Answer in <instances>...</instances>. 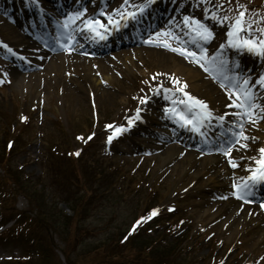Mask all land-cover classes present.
<instances>
[{"label": "rangeland", "instance_id": "1", "mask_svg": "<svg viewBox=\"0 0 264 264\" xmlns=\"http://www.w3.org/2000/svg\"><path fill=\"white\" fill-rule=\"evenodd\" d=\"M37 1L55 2L60 7V11L53 8L51 18H47L52 25H48L51 36H47L45 45L53 51L56 50L58 38L53 39L52 36L55 31L62 35L59 27L65 29L62 25L65 17L71 13L87 8L85 17L76 23L79 28H83L82 20L87 17L105 22V14L114 16V10L124 11L121 9L124 0ZM138 1L129 0V4L125 6L127 11H131V6ZM24 2L30 1L19 0L23 11L17 13L15 10L6 9L5 0H0V42H3L0 44V177L5 176L7 171L12 177L11 172L23 169L25 175L42 184L37 188L43 192H33L34 187L29 184L30 195H18L16 205L18 210L29 211L35 218L34 235L38 236L40 231V235L45 236L43 243L49 246L51 258L43 264H116L124 261L131 262L129 264H153L147 258L156 260L169 254H174V259L179 264H264V242L254 236L249 223L243 222L231 235L229 226H219L216 219L207 221L204 216L197 219V213L203 206L215 201L217 190L204 178L195 175L194 170H189L183 163L178 165V161H191L194 156L189 155L192 147L180 141L178 136H173L176 126L173 123H164L170 118L165 109L171 105L170 100L164 99V89H172L173 92L167 94L174 99H182V93L175 92L177 85L161 66L169 56L177 57L185 63H191V60L164 47L162 43L147 42L150 37L152 40H168L172 47H187L199 53L200 47L197 44L193 48L186 41V38L192 40L194 34L183 25V17L193 16L207 24L214 37L208 42L198 41V44L207 48L209 58L226 60L227 65L223 74H220L211 70V64H205L210 71L200 69L204 76L200 86L193 90L187 85L185 91L205 101L209 109H216L217 116H224L223 109L228 108L231 101L225 88L220 86L224 82L230 87L227 81H223V75L232 78L238 74V84L241 86L244 78H250V87L260 75H264V56H260L258 62L250 68L240 67L244 62V53L227 45V32L235 22L237 14L245 11V31L241 32V37L264 39V9H244L238 0H155L156 3H151L144 13L146 18L151 17L149 23H146L149 28L137 42L128 44L122 41L107 45L98 57L94 56L99 59L104 69L99 73L97 67L88 69L90 64L87 59L92 56L90 53L78 50L74 52L72 48L64 46H61L59 54L76 61L73 64H67L61 69L49 70L45 66L29 68L34 60L21 51V44H17L16 37L27 36L38 46H42V41L36 37L31 38L24 31L30 19L24 16L27 13L26 6L30 3ZM205 9H208L207 13ZM213 11L219 18L227 16L228 19L224 23H220L219 19L213 20ZM13 21L20 25L22 22V28ZM37 22L33 24L36 28L31 26V29L41 37L43 29L40 22ZM141 27L139 24L130 29L139 30ZM249 28L251 31H248ZM165 31H171L180 40L173 36H164ZM157 32L161 33L160 37L155 35ZM129 36L122 37L126 40ZM3 44H7L12 51L9 52ZM220 44H225V48L220 49ZM61 45L64 44L61 42ZM95 47L101 48L97 45ZM75 54L79 60L73 59ZM124 55L129 60H125ZM238 67L241 70L236 72ZM16 71L22 74H39L40 81L32 80L29 85L26 81L28 88L19 90L16 87ZM105 77H108L107 81H103ZM96 79L103 81V84L96 85ZM252 91L256 96L264 94V87L256 85L252 87ZM145 96L149 97L148 101H154L141 104L140 98ZM147 107H151L152 112L158 114L160 124L149 126L142 118L143 121L136 120L129 128L128 119L135 117L136 109H142L141 116L147 111ZM179 107L182 109L183 105ZM238 111L242 110L235 109L227 120L221 122L222 131L228 134L222 135L223 143L229 140V133L234 135L241 131L240 117L234 115ZM252 119L255 125L258 118ZM91 121L94 122V128L89 136L88 127ZM251 123L246 129L249 132L255 129ZM109 125L112 127L109 128ZM121 126L127 130L114 136L109 142L108 137L113 135L115 128ZM212 132L216 133L217 129ZM6 140L13 141L12 151L9 153L2 151ZM219 141L216 143L222 145ZM81 146L83 150L79 163L62 155L68 148L78 153ZM168 149H175L179 153L173 161L164 162L163 155ZM197 151V162H208L215 153H220L216 148L212 151ZM90 169L95 173L101 170L104 177L114 175L116 179L113 178L112 184L110 181L96 191L99 182L96 177L87 175L92 173ZM48 174H54L55 180ZM79 175L84 177V185L79 183ZM10 177L6 176L5 179L9 180ZM61 185L63 189L79 196H95L88 212H84L85 219L80 218L81 227H87L88 233L78 240L80 233L75 232L72 222H66L64 233V221L57 218L62 212L66 219L73 215L71 203L61 202L63 199L58 194ZM14 188L17 189L15 185ZM36 193L43 198H38ZM95 199L98 200L94 203ZM244 201L248 202L247 199ZM37 202H43L42 205L47 210V216L44 213L41 224L36 217V210H41ZM263 204L264 199L256 204L260 206L261 212L264 211ZM151 207L160 214L150 223V231H145L139 240L136 237L129 239L126 246L118 249L116 243L120 236L126 230L128 232L137 215ZM171 208L173 212L169 214ZM167 227H170V232L178 229L181 233L179 239L174 241V235L167 232ZM181 237L185 238L181 240ZM158 240L162 245L172 244L149 251L148 245ZM172 246L176 247L175 250ZM5 249H12L11 255L14 258H20L28 252L27 247L15 239L0 246L3 255H6ZM149 253L158 255L155 257ZM28 254L33 257L31 260L38 259L32 250Z\"/></svg>", "mask_w": 264, "mask_h": 264}, {"label": "bare ground", "instance_id": "2", "mask_svg": "<svg viewBox=\"0 0 264 264\" xmlns=\"http://www.w3.org/2000/svg\"><path fill=\"white\" fill-rule=\"evenodd\" d=\"M144 1L145 0H139L134 5H137V6L142 5L144 4ZM48 4H49L48 6H46V2H43V4H39V3L37 4V7L40 10V14L43 17H45L44 18L45 22H46L45 19L47 18V14H49V12H47V9L51 6L50 3ZM134 10L135 9L133 8L132 11ZM114 17L116 19H120L119 17H116V15H114ZM138 18H141V17L139 16ZM138 18L135 20L134 24L136 23ZM35 21L37 20L35 19ZM35 21L32 20V22H35ZM105 23H107V21H105ZM51 24L52 23L50 22V24L48 25H51ZM132 24L129 23L128 26H131ZM76 26H77L76 23L70 24L69 28L65 29V32L69 33V35L74 37V39L72 40L68 39L67 41V45L71 47L72 49H74V52L77 51L75 49L79 47L78 45L79 43H85L86 46H91L90 45L92 44L91 42L94 41V39L91 38L89 33L85 32L83 28H82L83 30H80L79 28H75ZM121 26L122 27L126 26L125 20L121 21ZM17 38H18L17 44H21L22 50L30 56L31 60L35 61L34 62L35 64L32 65L33 67L32 69L38 68L40 66L49 67V70L55 69V68L61 69V68H64V66H66L67 64L70 65L76 62V61H71L69 57L63 54L52 53L49 51L42 52V50L37 48L36 45H32L31 42L27 38H24V37L21 38L19 36H17L16 39ZM44 38H46V36ZM63 38H64L63 35H59V40L63 41ZM186 41L190 44L189 46H193V48H195V44L192 42V40H189V38H186ZM93 50L94 49H92V51L89 52L92 56H89L90 59H87V63L89 62L90 64L88 69L97 67L98 68L97 70L99 71V73H101V70L103 69V67L100 65L99 59L96 58L101 54L100 50L99 51H97L98 49L94 51ZM73 59L79 60L80 58L75 54L73 56ZM124 59L129 60V57L124 55ZM255 59H257L255 55H249L247 60L243 58L245 63H248V65L253 64L252 62ZM161 66L164 72L169 75V78H171L172 80H173V77L178 78L181 82L186 83L189 86V88L193 90L200 86V82L204 78L203 74L200 72V65L195 64L192 61L191 63H185L184 61H181L177 57L169 56V59H166L165 61H163ZM15 73H16V87L19 90H22V89L24 90V88L26 87L28 88V85L30 84L32 80L40 81V77H41L39 74H33V73H28V74L23 73L22 74V73H19L18 71ZM107 80H108V77L103 78V81H107ZM26 81H28L27 82L28 85ZM103 81H99L96 79V85L103 84ZM153 101L154 100H151L148 102L152 103ZM257 102L261 103L260 100H257ZM231 109L234 110L236 108L228 106V108L223 109V111L225 112L224 117L226 120L228 119V116H229L228 114L231 113ZM146 110L147 111H145L141 115V117L145 119L144 122L148 124L149 126L160 124L158 114L152 112L151 107H147ZM212 111H213V119L208 124H206L204 128L205 136L199 135V138L206 139V141H208L207 143L209 147H214L212 145L213 143L212 141L214 139H217L221 133V132H218V134L216 135L210 134L209 132L210 128L211 129L212 128L213 129L222 128L220 125L221 122H219L216 119L218 111L216 109ZM253 116L259 117V120H257L258 123H256L255 125L254 123L253 124L251 123V125L254 126L256 130L253 129V130H250V132L246 130L249 124L245 122H247L248 119H242V122L245 123L244 134L250 139L246 141L241 140V144L247 143L249 147L240 149L241 147L237 145L236 148L232 149L231 151V157L239 165L238 167L233 168L231 164L229 163V158L225 156L223 152L219 154L215 153L208 162H203V161L197 162L195 158L197 157V155H199V152L197 151V149H199L200 146H203V145L199 143V140L197 141L198 143L194 142L193 141L194 136H190V138H186L184 141L187 146L194 147V149L190 150V153H189V155L194 156L192 158L193 160L191 161L186 160L184 162L183 160H181L180 162L178 161V165L183 163L185 167L189 168V170H194L195 175L204 178L207 182H209L217 190L215 193L216 194L215 201H213L209 205L203 206V208L197 213V219H200L202 216H204L205 220L207 221H211V219L212 220L216 219L219 222V226H223L224 228L229 226V228L231 229V232H230L231 235L237 231V228L240 225H242L243 222H245L246 224L249 223L252 226L251 230H252V233H254V236L258 238V240L264 242V213L261 212L260 206L256 205L257 200H252V197H251L252 201L247 203L244 200L236 198L233 195L234 193L233 190L231 189V187L234 184H240L242 179H244L250 174V170L256 167L255 161L253 159H249V157H259L260 155L259 148L264 147V119L260 118L261 116H264V113H260V111L258 110L257 112H255ZM167 120L168 122L165 121L164 122L165 124L173 123L174 127L177 125L175 120H173L172 118L171 119L168 118ZM140 121H143V120L140 119ZM176 128H177V131L182 130V133H184L183 131L184 129L180 125H177ZM176 134L177 133H174V137L177 136ZM234 138H235L234 139L235 141L239 137L235 135ZM158 147L162 148L161 145H159ZM223 147H228V145H225V146L223 145ZM211 150H213V148H211ZM178 153L179 152L176 151L175 149H168L166 152H164V155H163L164 162L173 161ZM187 159H191V158L187 157ZM257 186L258 185L256 184L252 185L251 190L256 189ZM253 194L255 193L252 192L251 195H246L245 198H250V196H253ZM263 195L264 194H262V196ZM2 262H3V259H0V263ZM245 264H249V263H245Z\"/></svg>", "mask_w": 264, "mask_h": 264}, {"label": "snow or ice", "instance_id": "3", "mask_svg": "<svg viewBox=\"0 0 264 264\" xmlns=\"http://www.w3.org/2000/svg\"><path fill=\"white\" fill-rule=\"evenodd\" d=\"M151 3H154V0H146V2L142 5H132L131 7L134 8L135 11H127L125 6L129 4V0H124V3L121 5V9H124V11H121L120 9L114 10L116 17H119L120 19H116L111 14H105L107 15V23H105L98 18L93 19L91 17H87L82 20L83 29H86L87 32L91 34L92 39L98 38L99 40H106L113 29H119L121 27V20H136L138 18L137 13L142 16L145 13L146 8H148ZM86 12L87 8L83 9L82 11H75L66 16L62 27L69 28L70 24H75L77 21H81V18L85 17ZM205 12L207 13L208 9H205ZM245 14V11H240L237 14L235 22L231 25L229 31L227 32V45L235 49H247L249 52H256L257 54L264 56V39L254 40L247 37H241L240 35L241 32L245 31V22L243 20ZM211 18L213 20L219 19L220 23H224V21L228 19L227 16L219 18L215 11L211 12ZM169 23H172V21H169ZM182 23L184 26L190 29L191 33L194 34L192 36V42L200 47L199 53L191 51L187 47H172L168 40H152L150 37L147 42L153 44L162 43L164 47L169 48L171 51L177 52L180 55L190 59L195 64L200 65V67L204 68L206 72L210 71V68L206 67L205 64H211L212 71L223 74L227 65V61L222 59L217 60L215 57L209 58L207 55V48H204L202 45L198 44V41L208 42L213 39L214 33L212 29L209 28L208 25L203 23L200 19H197L193 16H184ZM248 31H251V29L249 28ZM155 35L157 37H160L161 33L157 32ZM163 35L166 37L173 36L176 40H180V37L175 36V34L171 31H165ZM72 39H74V37L69 35V40ZM2 43L3 42H0V44ZM57 43L59 44L61 42L58 40ZM3 47L7 48L9 52L12 51V49L9 48L7 44H3ZM219 47L220 49H223L225 48V44H220ZM216 78H219V76H217ZM153 79H155V77H153ZM239 80L240 77L238 74L232 78L227 75H223V81H227L230 87H228L224 82H221L220 86L222 88H225L229 100L231 101L230 105L228 106L242 110L234 113V115L238 117L247 116L250 122L255 123V121L252 119L254 110L259 109L260 113H264V104L257 102V96L253 93L252 87H255L256 85L264 87V75H260L258 80L252 82L251 87L250 78H244L242 86L238 84ZM173 83L177 85L175 92L182 93L183 97H186L187 99H181L180 97H176L174 99L172 95L167 94L173 92V90L164 89V92L166 93L164 99L171 101V105L165 109V112L168 113L170 115V118L174 119L175 122L181 127H190L191 131L196 132L201 136H205L204 128L205 125L213 119V111L209 109L208 104L205 101L200 100L197 97L192 96L189 92L185 91V89L187 88L186 83L181 82L178 78L175 77H173ZM148 100L149 97L147 96L141 97L140 103L146 104ZM179 105H183V108L181 109ZM141 111L142 109L137 108L135 117L128 119L129 128L134 124L136 120L142 119V117L140 116ZM260 118L264 119V116H261ZM216 119L220 122H223L225 117L223 115H220L217 116ZM108 127L111 128L112 126L109 125ZM239 127L241 128V131L235 134L239 137L238 139H236L234 142L229 141L228 147L221 146L220 148H217V151L223 152V154L229 158V163L233 168H236L239 165L231 157L232 149L236 148L237 145L242 148L249 147L247 143L241 144V140H248L250 138L245 136L244 132L242 131L243 124H240ZM126 130L127 129H125L123 126L115 128L113 131V135H110L108 137L109 142H111L114 136L119 135ZM89 139H91V137H89ZM259 153V157H249V159H253L255 161L256 167L250 170V174L242 179L240 184L233 185V187L236 189L233 195L237 196L241 200L245 199L246 195L252 194V185L264 183V147L259 148ZM262 207H264V205H262ZM156 214L157 210L154 209L152 211V216H155ZM148 218L151 219V216ZM137 223L139 224V221ZM221 264H223V262H221Z\"/></svg>", "mask_w": 264, "mask_h": 264}, {"label": "trees", "instance_id": "4", "mask_svg": "<svg viewBox=\"0 0 264 264\" xmlns=\"http://www.w3.org/2000/svg\"><path fill=\"white\" fill-rule=\"evenodd\" d=\"M263 2L264 0H253V2ZM92 127V124L90 123L89 127L88 128H91ZM64 155H67V158H69L71 161H76L77 163L80 162L81 160V157H77L74 152L72 151L71 148H68L67 150H64L63 152ZM8 170V169H7ZM91 170V169H90ZM92 173H87L88 176L90 177H96L97 181L99 182L98 185H97V189L96 191L99 190V188H103L107 183H109L111 181V184L113 183V178H115L114 175H105V177L102 175V171H98L97 173H95L93 170H91ZM102 172V173H101ZM63 173V172H62ZM10 172L7 171L6 172V176L7 178L10 177ZM11 176L13 177H10V179L8 180V182H6V186L10 189V187H12V185L16 186L17 187V191L15 192L14 195L13 194V189L11 190V193L9 195H12L11 197H14L17 193L19 194H23L25 196H29L30 195V191H31V188H30V185L32 187H34V191L33 192H38V191H42V190H39L37 188V183H33V181L30 179V178H23V172L20 170H14V172H11ZM51 176L53 177V179L55 180V175H52ZM83 179L84 177L79 175L78 176V180H79V183L81 185H84V182H83ZM116 179V178H115ZM61 181H64V180H61ZM52 182H54L52 180ZM56 182L57 183H60V180L56 179ZM30 184V185H29ZM39 185V184H38ZM73 186V185H72ZM59 187V186H58ZM0 190H1V186H0ZM43 192V191H42ZM62 199L61 202H65L66 204L67 203H71V209L73 210V215L72 217H69V218H65V216L63 215V212L60 214V216H57L58 219H63L64 221V230L62 229V231H64L65 233V229H66V222L70 221L72 222V225L74 226V230L75 232L78 234V238L77 240L80 238V237H84L85 235H87L88 233V228L85 227L84 229L81 227L80 225V218H84L85 217L83 216L85 213L84 212H88L89 210V206L91 204V201H92V198H94L95 196L91 197L90 194H87L86 196L84 195H77L75 193H71V192H68L66 189H63L62 188V185H61V191L58 193ZM84 194V193H83ZM38 194L36 193V196ZM90 196V197H89ZM7 197H10V196H6V194L2 191H0V203L3 204L4 208L5 209H8V204L7 203V200L6 198ZM38 197V196H37ZM43 198L42 195H39L38 198ZM89 197V198H88ZM29 198V197H28ZM30 200V199H29ZM98 199H95L93 200V202L95 203ZM43 203V202H42ZM42 203H38V207L41 209H37L36 210V217H37V221L39 222V224L42 223L43 221V218L42 216H47V210H45V208L43 207ZM45 204V203H44ZM149 210V208L144 212V213H141L139 215L136 216V218H139L141 216H143L147 211ZM40 211V212H39ZM45 213V214H44ZM57 214V212H56ZM145 234V230H143L142 228L141 229H137L132 235H130L128 238L124 239L126 233L124 232L122 236H120V238L117 240V243H116V246L118 249H121L122 247L126 246L127 242L129 241V239H133L134 237H136L138 240L141 238V236H143ZM45 236H41L40 235V231L38 233V236L36 235L35 238H33L31 241H33L32 243H35L36 247L38 248V256H39V259L36 261L37 264H43L47 259L51 258L50 257V250H49V246L47 244H44L43 242H45V239H44ZM163 242H165V240H162ZM175 241V240H174ZM172 244V242H171ZM171 244L169 245H162V243H160V241H155V243L153 244H149L147 249L151 252L155 251L157 249V247H161V248H166L167 246H170ZM84 245V244H83ZM156 245V247L154 246ZM175 250V246H172ZM148 250H146L148 252ZM159 252V251H158ZM153 256H157L158 253H151ZM149 253V255H151ZM152 257V256H151ZM175 255L174 254H169L167 256H160V260L159 259H156L155 258H147L148 260H150L151 263L153 264H179L178 261L174 259ZM126 263H131L129 261H124V262H119V263H116V264H125ZM34 262H29L27 264H33Z\"/></svg>", "mask_w": 264, "mask_h": 264}]
</instances>
